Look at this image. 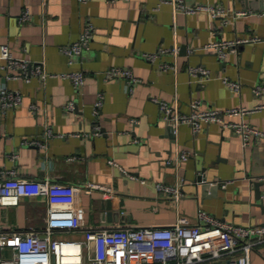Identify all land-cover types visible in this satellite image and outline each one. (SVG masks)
<instances>
[{
    "label": "crops",
    "instance_id": "0c3cea01",
    "mask_svg": "<svg viewBox=\"0 0 264 264\" xmlns=\"http://www.w3.org/2000/svg\"><path fill=\"white\" fill-rule=\"evenodd\" d=\"M185 2L220 3L230 13L223 22L207 10L185 13L168 0H0V46L41 61L53 74L25 79L14 77L13 68L0 70V87L22 94L18 105L0 109V173L76 185L74 204L93 227L190 224L198 221V208L236 224H264V137L243 145L240 134L215 121L201 120L196 132L186 122L174 128L152 98L175 102L181 112L190 111L194 98L215 108L264 101V91H252L264 83V0L253 6L250 0ZM24 9L29 19L20 21ZM86 23L92 26L88 46L70 62L61 47L77 40ZM254 36L260 39L237 42L223 58L208 45ZM145 52L158 53L150 60ZM5 62L0 48V64ZM162 62L171 66L162 68ZM198 64L208 76L189 73ZM111 66L130 68L140 78L131 92L123 76L105 77ZM69 70L85 73L80 87L56 74ZM223 77L237 80L239 91ZM68 100L75 104L71 110L64 108ZM226 118L264 130V108ZM180 150L191 154L177 165L167 161ZM86 182L111 191L87 190ZM156 183L176 186L181 195L175 198ZM45 214L44 197L24 196L16 204H0V226L40 229ZM54 233L83 236L82 229ZM250 264H264V241L253 246Z\"/></svg>",
    "mask_w": 264,
    "mask_h": 264
},
{
    "label": "built area",
    "instance_id": "2783aa9c",
    "mask_svg": "<svg viewBox=\"0 0 264 264\" xmlns=\"http://www.w3.org/2000/svg\"><path fill=\"white\" fill-rule=\"evenodd\" d=\"M86 1V0H79ZM185 13L197 10H207L212 17H221L226 22L230 10L218 4L194 3L187 4L185 0H168ZM235 13H245V10H235ZM29 19L27 9L19 15L20 21ZM92 36V26L86 23L77 40L62 46V51L72 58L80 54L88 46ZM219 40L210 42L218 58H223L226 50L240 41ZM1 54L6 62L0 64L3 68L16 70L14 77L29 78L31 75H53L45 71L41 61H32L26 57H17L12 54L7 44H1ZM176 50V48H174ZM158 52H145L143 56L154 59ZM162 68L171 66L168 62L159 64ZM189 73L195 75L202 73L206 76L209 70L198 64L189 66ZM68 78L75 87H80L85 78L81 70H69L56 73ZM106 78L123 76L132 91V84L140 78L133 74L130 68L111 66L104 70ZM9 76V73L6 74ZM223 81L230 89L239 91L237 80L223 77ZM252 91L259 95L264 91V83L256 84ZM159 104V111L163 119L175 126L186 122L196 132L200 121H215L221 126L231 129L241 135L242 144L249 142L250 138L264 137L261 130L245 120L235 121L226 116L240 115L264 108V101L253 107L243 105L226 108L202 107L198 98L190 101V111H179L175 102L152 97ZM22 94L17 89L0 87V109L18 105ZM74 101L68 100L64 108L71 110ZM101 105L99 96L94 103V112L97 113ZM96 130H99L96 125ZM188 150L177 151L168 162L177 165L181 160L190 156ZM264 179V174L260 177ZM144 181V179H142ZM158 189L172 192L175 198L181 195L176 186L156 183ZM87 190L99 189L111 191L110 186L95 182H86ZM76 185L70 183L53 182L49 178L36 179L17 176L14 171L9 174L0 173V204H16L24 196H41L45 198L46 214L44 225L38 229L35 226L25 230H6L0 226V264H196L205 258L227 257L226 264H250V251L257 242L264 241V224H236L214 216L202 208L197 209L195 223L185 224L175 221L166 225H140L127 227H93L86 224L83 208L74 204ZM57 229H82V238H59L55 236ZM85 256V259H84Z\"/></svg>",
    "mask_w": 264,
    "mask_h": 264
},
{
    "label": "water",
    "instance_id": "95a60500",
    "mask_svg": "<svg viewBox=\"0 0 264 264\" xmlns=\"http://www.w3.org/2000/svg\"><path fill=\"white\" fill-rule=\"evenodd\" d=\"M253 1H254V0H250V5H251V6H253ZM200 177H201V175L196 176V180L200 179ZM196 180H195V181H196ZM84 259H85V256H84Z\"/></svg>",
    "mask_w": 264,
    "mask_h": 264
},
{
    "label": "rangeland",
    "instance_id": "374dc122",
    "mask_svg": "<svg viewBox=\"0 0 264 264\" xmlns=\"http://www.w3.org/2000/svg\"><path fill=\"white\" fill-rule=\"evenodd\" d=\"M55 236L61 238V236H59V235H55Z\"/></svg>",
    "mask_w": 264,
    "mask_h": 264
}]
</instances>
